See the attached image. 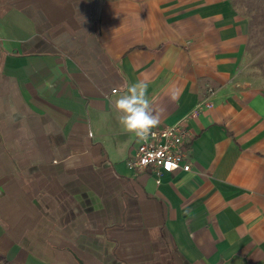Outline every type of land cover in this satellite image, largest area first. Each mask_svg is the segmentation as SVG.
Returning <instances> with one entry per match:
<instances>
[{
	"label": "crops",
	"instance_id": "crops-1",
	"mask_svg": "<svg viewBox=\"0 0 264 264\" xmlns=\"http://www.w3.org/2000/svg\"><path fill=\"white\" fill-rule=\"evenodd\" d=\"M141 79L191 171L128 165ZM0 257L264 264V0H0Z\"/></svg>",
	"mask_w": 264,
	"mask_h": 264
},
{
	"label": "built area",
	"instance_id": "built-area-1",
	"mask_svg": "<svg viewBox=\"0 0 264 264\" xmlns=\"http://www.w3.org/2000/svg\"><path fill=\"white\" fill-rule=\"evenodd\" d=\"M189 129L185 121L161 124L153 129L146 141H141L135 154L127 160L135 171H150L157 176L163 172L191 171L185 138Z\"/></svg>",
	"mask_w": 264,
	"mask_h": 264
},
{
	"label": "clouds",
	"instance_id": "clouds-1",
	"mask_svg": "<svg viewBox=\"0 0 264 264\" xmlns=\"http://www.w3.org/2000/svg\"><path fill=\"white\" fill-rule=\"evenodd\" d=\"M181 90H170L169 99L176 102ZM155 96L149 94V83L141 79L130 83L125 92L113 101L118 113V122L123 129L133 134L138 141H146L152 130L161 123L163 109L155 108Z\"/></svg>",
	"mask_w": 264,
	"mask_h": 264
},
{
	"label": "trees",
	"instance_id": "trees-1",
	"mask_svg": "<svg viewBox=\"0 0 264 264\" xmlns=\"http://www.w3.org/2000/svg\"><path fill=\"white\" fill-rule=\"evenodd\" d=\"M1 259H3L2 257H0ZM6 263L8 264V262L6 261Z\"/></svg>",
	"mask_w": 264,
	"mask_h": 264
}]
</instances>
